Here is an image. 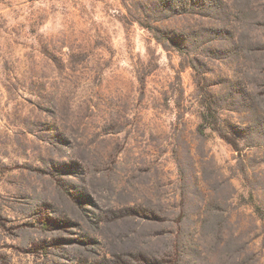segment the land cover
<instances>
[{
	"label": "rangeland",
	"instance_id": "374dc122",
	"mask_svg": "<svg viewBox=\"0 0 264 264\" xmlns=\"http://www.w3.org/2000/svg\"><path fill=\"white\" fill-rule=\"evenodd\" d=\"M160 1L0 0V264H167L169 217L185 210L199 232L215 201L249 264H264V218L249 202L253 191L264 209V133L248 129L264 111V75L236 46L248 32L240 8L264 0L154 22ZM204 27L213 40L187 55L245 137L241 154L200 134L197 73L156 37ZM139 206L162 220L129 214ZM207 247L196 235L191 264L218 260L222 244Z\"/></svg>",
	"mask_w": 264,
	"mask_h": 264
},
{
	"label": "trees",
	"instance_id": "16d2710c",
	"mask_svg": "<svg viewBox=\"0 0 264 264\" xmlns=\"http://www.w3.org/2000/svg\"><path fill=\"white\" fill-rule=\"evenodd\" d=\"M222 5L218 3L217 0H203L202 3H198L197 0H161L158 4V11L153 21L156 22L164 18L197 11V13L204 16H217L222 11H226V7ZM240 17L245 20V28L246 26L248 27V32H243L244 30L238 31L236 35L237 50L251 62L254 69H257L261 75H264V39L252 35V31L264 27V5L252 1L247 7L240 8ZM247 20L250 21L246 23ZM157 31L159 32V30ZM157 31L156 34L158 35H156V37L160 39L163 38V40L165 39L166 42H169L175 49L182 52V55L187 57L190 66L197 73L196 82L203 92L202 104L204 107L201 113V122L198 127L200 134L207 135L208 131L217 133L230 143L234 150L241 154L243 150L241 141L243 140L242 138L245 137H241L228 130V125L222 118L217 107L218 105L215 104L213 97L206 87L205 78L198 65V59L187 55L189 52H197L198 49L203 48L209 41L213 40L214 37L209 36V34L210 32L213 34L214 30H209L204 27L189 30L182 34L174 33L173 37H163V35H160ZM217 31L218 30H216V32ZM256 114V117L251 121V126L248 129H255L252 131L264 133V111ZM250 144L254 145V141ZM239 160L242 164L240 169L242 173L245 174V160L241 155L239 156ZM249 202L254 207L255 211L264 218V209L256 202L253 191H250ZM133 209H136V207ZM129 214L150 221L162 220L161 217L150 213L145 208H141V206H139L136 211ZM169 219L172 221L173 227L171 231L172 238L170 247L165 254V261L167 264H191L192 259L188 260V258L192 254L196 235H200L202 239L206 240L208 245L207 252L211 251L215 253V248H218L220 244L223 246L218 252V260L215 263L208 261V264H227L232 258L234 259V264H249L252 260V257L247 256L245 248L241 247L243 244L241 236H239L238 233H231L226 230L228 223L231 221V210L222 206L219 201H215L214 204L211 205V208L203 215L199 232L194 233L191 227H189V224H187L190 215L185 210L175 213L170 216ZM244 246L247 247L246 244H244ZM211 248L212 250H210ZM200 252L201 255H204V251ZM86 264H111V260L106 256H102L101 259L96 258L94 261L92 260V263L89 262Z\"/></svg>",
	"mask_w": 264,
	"mask_h": 264
}]
</instances>
